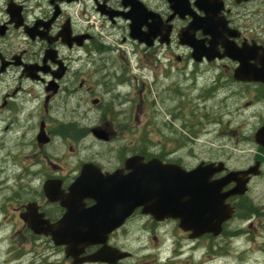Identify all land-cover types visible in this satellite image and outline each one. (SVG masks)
Segmentation results:
<instances>
[{
	"label": "flooded vegetation",
	"instance_id": "af4514ba",
	"mask_svg": "<svg viewBox=\"0 0 264 264\" xmlns=\"http://www.w3.org/2000/svg\"><path fill=\"white\" fill-rule=\"evenodd\" d=\"M146 72L159 97L193 94L189 101L205 117L240 111L262 129L264 0H0V229H8L0 264H198V238L140 210L107 237L74 236L67 245L33 231L55 227L68 211L72 226L84 228V217L94 224L95 199L70 194L84 166L111 174L134 155L183 166L179 151L198 146V134L188 142L154 140L149 131L141 142L119 136L132 132L135 94L149 93ZM182 108L168 110L170 134H181L173 124ZM254 134L261 168L264 147ZM244 197L228 200L234 213ZM223 232L210 250L227 264Z\"/></svg>",
	"mask_w": 264,
	"mask_h": 264
},
{
	"label": "water",
	"instance_id": "95a60500",
	"mask_svg": "<svg viewBox=\"0 0 264 264\" xmlns=\"http://www.w3.org/2000/svg\"><path fill=\"white\" fill-rule=\"evenodd\" d=\"M187 34L181 36L183 44L192 49V59L198 61L195 41ZM255 139L264 147V127L258 130ZM90 168H82L79 178L70 187V194L76 191L81 198L96 200V205L88 210L97 215L94 224L84 217L81 221L84 232H77L78 227L70 224L67 213L55 227L46 224L33 229L34 232L50 236L52 240L107 235L120 227L136 209H141L142 214L157 221L177 220L182 231L191 233V239L207 234L217 237L222 225L233 215V208L226 201L244 195L250 175H259L258 163L242 171L227 172L222 162L200 163L185 170L157 159L144 163L138 156L127 159L123 169L105 176ZM224 172L227 173L221 178L213 179L214 175ZM230 184L234 186L224 190ZM44 189L47 197L53 194L55 198L52 199H57L56 192L52 193L48 186ZM63 205L70 209V203Z\"/></svg>",
	"mask_w": 264,
	"mask_h": 264
},
{
	"label": "rangeland",
	"instance_id": "374dc122",
	"mask_svg": "<svg viewBox=\"0 0 264 264\" xmlns=\"http://www.w3.org/2000/svg\"><path fill=\"white\" fill-rule=\"evenodd\" d=\"M142 81L148 88L149 93H146V91L141 93V90H139L138 94H135L134 104L137 109L131 114L129 120L132 132H121L119 136H122L123 139L128 140L129 143L134 140L141 142L142 136L148 138L149 131L155 133L150 136L154 140H157L159 136L171 141L185 137L186 142H188L189 138H194L198 134V146L189 143L185 149L180 150L177 154V158H181L183 161L185 169H191L201 161L223 162L228 170H244L254 164V156H259L254 144L251 143L253 134L256 131V127H254L256 119L248 117L240 111L232 114V116H218L219 113L216 112L208 113L206 115L209 116L205 117L204 113L198 109L195 110L194 105L189 101V99L194 98L193 94L188 99L178 100L174 96H169L168 93L159 97V93L154 91L152 87V78L149 73H144ZM169 84L168 82L165 83V85ZM189 86L188 81L182 85V88L187 89ZM138 87L140 88V85ZM152 102L155 107L149 106ZM177 103L183 105L180 121L173 124L174 129L181 133L179 136L174 133L170 134L172 130L168 128L173 120L168 110L173 109L175 111L174 108ZM154 109L159 117L155 115ZM217 120L219 123L214 124ZM202 128L208 129L202 131ZM172 146L171 144L161 150L171 151ZM136 149H143L140 143ZM159 149L149 151L158 152ZM125 151L127 149H123V152ZM260 171L259 177L251 179L247 197L255 208H261L263 211L259 216L245 222H241L239 217L236 216L227 224L225 227L226 232L233 229L239 230L233 238L229 239L228 234H224L219 239L222 240L219 243L226 241L225 246L228 249L227 264H264V165H262ZM7 233L8 229H0V237L6 236ZM209 240L202 238L198 241V264H224L223 261L218 263L212 260L213 254L208 251Z\"/></svg>",
	"mask_w": 264,
	"mask_h": 264
},
{
	"label": "trees",
	"instance_id": "16d2710c",
	"mask_svg": "<svg viewBox=\"0 0 264 264\" xmlns=\"http://www.w3.org/2000/svg\"><path fill=\"white\" fill-rule=\"evenodd\" d=\"M260 213L261 210L255 208L246 198H243L241 205H236V216L243 221L259 216Z\"/></svg>",
	"mask_w": 264,
	"mask_h": 264
}]
</instances>
